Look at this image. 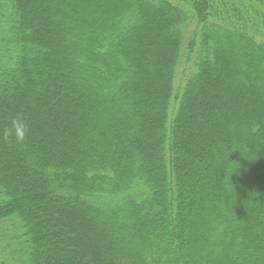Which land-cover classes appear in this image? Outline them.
<instances>
[{"label":"trees","instance_id":"trees-1","mask_svg":"<svg viewBox=\"0 0 264 264\" xmlns=\"http://www.w3.org/2000/svg\"><path fill=\"white\" fill-rule=\"evenodd\" d=\"M60 3L65 26L48 45L30 1L0 0V122L29 124L25 87L40 91L28 107L41 123L22 143L0 135V223L11 249L0 264H264V165L250 162L264 156V110L227 109V133L211 114L186 124L209 86L230 87L232 102L264 100V0ZM154 16L168 32L157 87L139 70L156 54L136 52L163 40L149 28ZM56 55L54 79L28 75ZM233 55L226 81L213 83ZM232 135L244 140L236 151ZM191 141L201 147L188 151Z\"/></svg>","mask_w":264,"mask_h":264},{"label":"rangeland","instance_id":"rangeland-1","mask_svg":"<svg viewBox=\"0 0 264 264\" xmlns=\"http://www.w3.org/2000/svg\"><path fill=\"white\" fill-rule=\"evenodd\" d=\"M29 1H30V4H28V5H30L29 7L34 9L35 10L34 13L40 17V24L39 25L33 23V21H32L31 24H32V26H35L36 28L39 29V31L42 33L41 36L44 37V42H47L46 44L50 45V43H49L50 40L52 41V39L55 38V41H56V38L58 37L59 32L65 26L64 25L65 21L61 20L58 17V5L61 4L60 0H28V2ZM64 7L66 8L67 12H70L69 8L67 7L66 4H64ZM39 11H40V13H39ZM152 18L153 19L150 21L149 28L153 32L155 31L158 34V36L163 38V40L162 41L161 40H157L158 41L157 42V46H155V44H154L152 46H143L141 48H136V49H138V51H136V52L139 53L142 56H144L143 54H151V53L152 54H154V53L156 54V57L150 59L149 64L143 63L142 66L139 68V70L142 73L149 74V80L150 79L153 80L155 78L156 80L154 82H156V87H157L159 80H157L158 76L156 75V71L157 72L159 70L161 71L162 67H164V64H166V61L169 59V57L166 56V53H165V51H166L165 48L166 47L164 45V40L168 39V32H166L164 30V24L166 23L165 19H159L156 16H154ZM171 40H172V37H171ZM224 48H225V46H223V49ZM52 49H53L52 51L55 53L56 52V50H55L56 46H54ZM226 49H229V48L226 47L224 50H226ZM30 58L31 59L34 58V55L31 54ZM232 58L235 59V60L239 59L238 57H235V55H233L231 58L227 59L226 64L225 63L221 64V62H220V65H219V68H218L217 72L214 73V78L212 80L213 83H216L217 81L222 80L221 79L222 76H225L223 80L226 81L227 70H230V66H231V63L233 61ZM53 61H55V64H52V65L48 64L46 66L45 71H42V69H36V72L38 74H35V72H34V70L32 69L31 66L28 67V75L32 76V78H34L37 82H41L43 84H45V82L48 81L49 78L50 79L51 78L54 79L55 77L52 76V75H55V73L58 74L57 73V71H58L57 69H58V64L60 63V60L57 57V55L55 57H53ZM181 71H182L181 69L178 71V76H177V79H176L177 80V85H180V83L182 81ZM17 78H18V76H17ZM238 79H239L238 77L235 78V81H237ZM22 82L19 81V83H22ZM60 82H61V79H60V76H59V82L58 83H60ZM61 84H63V82H61ZM226 84L223 83V86H225ZM233 84H235V83H233ZM48 88H50V86H48ZM146 89L148 91H150V89L148 87H146ZM229 89H230V87L223 88L221 90V89L214 88V87L211 88L209 86V88H207V90H208L207 93L202 95L204 93L203 92V93H201L200 96H197L198 108L196 110L188 108V113L187 114H188L189 120L188 119L186 120V124L188 123V124L192 125V124L195 123L194 122L195 120L201 119V117L203 115L205 116L207 114H211L214 117L220 118V120L216 123L217 124V126L215 127L216 133L218 131H223L224 133H227L231 129L232 125L234 124L231 120L229 122H227V120H228L227 118L232 116V115H228L227 116L225 114V112H227V109H230V110L233 109L235 111H240L241 113L245 112V109L260 110V112H262L264 110V100H262V99H260L261 101H253V100L251 101L250 100L247 103V105H246V99H244L242 101H233L232 102V100H230L231 97H230ZM9 91H10L9 95H11V97L14 96V94H13L14 92L11 91V90H9ZM138 91L141 94H145L146 92H148V91H145L144 89H138ZM138 91H137V93H138ZM202 91H204V90H202ZM39 94H40V91L38 92V89H36V90L32 89V91H31V90H29V89H27L25 87H24V89L21 92V96H23L22 100L24 101V105L27 106V109L29 111V113H24L25 111L22 112L24 114V116H26V120L29 122V124L27 125L29 131L32 130L34 125H36V126L41 125L40 121L37 122V121H31L30 120V119L35 120V110H34L33 107L31 108V106H30V108L28 107L29 106V101L33 100V97L35 95L38 96ZM44 94H46V91H43V92L41 91V95L43 96ZM211 96L221 98L223 104L221 106H219L218 103H215V102L212 101V99H211L212 97ZM145 107H146V105L144 106V108ZM135 108H137V107H135ZM230 110H228V111H230ZM219 114L221 116H219ZM54 118H55L54 116L53 117L51 116L50 119H47L48 120L47 122L49 124H54V122H55ZM192 119L193 120L195 119V120L192 121ZM56 121H57V119H56ZM58 122H59V119H58ZM0 126H6L8 128V127H10V123L8 121L7 122H3V123L0 122ZM58 126H59V124H58ZM72 132H74V130L70 129V134ZM33 134L36 135L37 133L34 132ZM51 134L52 133H50V132H48V133L44 132V139L46 141L49 140L50 139L49 137H50ZM31 135H32V133H31ZM213 136L215 137V135H213ZM235 139H237L236 136L234 137L232 135V143L236 144V145H234L233 149L236 151V150H238L239 146L243 145L244 140H242V138H241V140L237 141V143H236V142H234ZM229 141H230L229 138H226L225 144L228 143ZM58 143L59 144H64V140H60V142H57V144ZM200 147H201L200 144H195V142L191 141V144H189L188 151H193L196 148H200ZM209 148H211V147H209ZM60 150L61 149H59V151ZM50 152H53V153L56 154V151H54L53 148H51L48 151V153L46 152V154H49ZM198 154L200 155V153H198ZM203 154H205V153H203ZM223 154H225V156H227L228 152H224ZM251 160H252V163L255 162V164L259 165L260 167H263V165H264V156L260 157V158H254V159L250 158V162H251ZM188 163L193 164L194 162L189 159ZM198 163H200V162H198ZM200 165H201V163H200ZM245 167L248 168L249 164H248V166H245ZM200 168L204 170L205 167L204 166H200ZM192 177H195V176H192ZM187 190H188V194H189L188 199H191L194 202L197 201V199L200 198V195L202 194V193L200 194V192L198 191V186H196V185L195 186L194 185L193 186H188ZM197 206H195V207H197ZM9 227H10V225L7 222L0 223V260H6L7 256L10 255V253H11L10 244L9 243L7 244V238H6V235H7L8 231H9Z\"/></svg>","mask_w":264,"mask_h":264},{"label":"clouds","instance_id":"clouds-1","mask_svg":"<svg viewBox=\"0 0 264 264\" xmlns=\"http://www.w3.org/2000/svg\"><path fill=\"white\" fill-rule=\"evenodd\" d=\"M28 126L19 115L11 121V126L4 129L2 138L5 141L15 140L17 143H22L28 136Z\"/></svg>","mask_w":264,"mask_h":264}]
</instances>
